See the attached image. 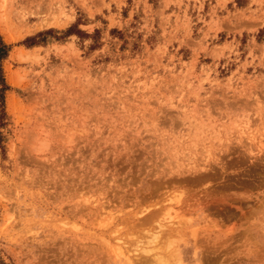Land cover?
Segmentation results:
<instances>
[{"label": "rangeland", "instance_id": "obj_1", "mask_svg": "<svg viewBox=\"0 0 264 264\" xmlns=\"http://www.w3.org/2000/svg\"><path fill=\"white\" fill-rule=\"evenodd\" d=\"M0 35V264H264V0H0Z\"/></svg>", "mask_w": 264, "mask_h": 264}, {"label": "trees", "instance_id": "obj_2", "mask_svg": "<svg viewBox=\"0 0 264 264\" xmlns=\"http://www.w3.org/2000/svg\"><path fill=\"white\" fill-rule=\"evenodd\" d=\"M68 32H70V30ZM47 33L48 32L39 33L38 36H42L43 34H47ZM32 44L34 43L31 42L29 46H31ZM11 49H12V46L5 43V41L0 35V144L4 139L1 129L5 128V126L7 125V119H8V116L5 110V96L4 95H5V92L9 90V86L7 85L6 80H5L2 63L8 57Z\"/></svg>", "mask_w": 264, "mask_h": 264}]
</instances>
